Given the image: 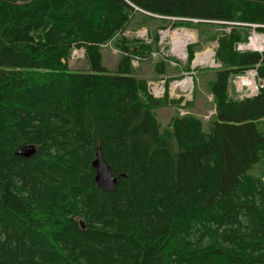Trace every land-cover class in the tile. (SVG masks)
I'll return each mask as SVG.
<instances>
[{
	"label": "trees",
	"instance_id": "1",
	"mask_svg": "<svg viewBox=\"0 0 264 264\" xmlns=\"http://www.w3.org/2000/svg\"><path fill=\"white\" fill-rule=\"evenodd\" d=\"M137 19L216 42L207 130L191 113L161 126L154 110L180 100L134 74L129 54L159 39L116 36ZM241 23L264 25V0H0V264H264V180L250 172L264 160V85L228 92L249 68L264 78V52L236 49ZM114 37L127 55L108 71ZM73 47L86 68L62 61ZM24 144L32 156L16 153ZM96 149L113 190L96 185Z\"/></svg>",
	"mask_w": 264,
	"mask_h": 264
},
{
	"label": "rangeland",
	"instance_id": "2",
	"mask_svg": "<svg viewBox=\"0 0 264 264\" xmlns=\"http://www.w3.org/2000/svg\"><path fill=\"white\" fill-rule=\"evenodd\" d=\"M138 24H139L138 19L135 22L133 20L130 23V25L127 27V30H134L135 31L137 29H146L147 39L145 42H147V43L151 42V38L154 35L153 32L155 30H157L158 33H160V31L162 30L161 33L165 31V33H168L171 35V34H173V31H175L174 29H178V28L172 27L170 22L162 23V22H158V21H148L147 25H142V27L141 26L138 27ZM159 25H164V26L161 27ZM227 29L228 28H225V29H221L220 27L217 28L218 31H223V30H227ZM188 31L192 33L193 38L190 40L188 38L187 41H191V40H194L196 38L193 42H191V43H194V42L196 43V44H194V47L196 50L203 51L206 47L209 46L210 43L215 42V41L209 42V41H206L205 39H199L196 29H188ZM124 34L119 33V34H116V36L123 35L124 37H126L128 39H129V37L132 38L134 36V35L132 36L133 33L127 34L125 32ZM247 34H248V28H247ZM115 37L112 40H114ZM169 42H170V39H169V35H168V36H166L164 42H160L158 44L159 49H160V53H159L160 55H156L153 58L151 57V58H146V59L140 60L138 63V66H136L135 68L131 64L133 69H134V74H136L138 77L145 78L147 80V82L158 81V80H161L162 78H165L166 82L169 83L174 78H178L179 76L183 77L184 74L182 72L193 71V70L185 71V66L187 64V63H185L186 58L178 59L180 65H172V64H170L169 61L165 60L164 57H165V53H167V51L169 49ZM186 42H185V44H186ZM112 45H113L112 47H109V46L101 47V63L108 71H114L116 64H117L118 60L120 59V57L122 55H127L124 51L119 50L117 47H115L113 41H112ZM113 48H117L119 52H115L113 50ZM71 51H72V49H71ZM71 51L68 54V56L66 58H64V61L66 63H68L69 67H71L73 69L86 68L87 63H86L85 58L79 57L77 59H72L71 58ZM160 56L163 57V61L166 63V72L164 75H156L154 70H153L154 62L157 61L158 59H161V58H159ZM171 59H173V57H171ZM208 67L212 68L209 65H198V66L194 67L197 70L194 69L195 71H193L192 73L191 72L188 73L187 76H189L191 74L193 76V79H194V85H193L192 94H191L192 96H190V99L184 100V98H180L179 99L180 102L178 104L169 103L165 106L159 107V108L154 110L155 115H156V117H157V119L160 122L162 127H165L166 125H168L170 118L177 113L180 115H183L186 113H191V114H194V115L200 117L203 120V128L205 130H207L208 121H209L211 115L214 113L212 96L209 93L207 81H208V79L214 78V76H215V70L204 69V68H208ZM238 76H240V75H237V76L231 78L230 86H229V90H228L229 94L235 98L240 97L234 91V83L236 82V79ZM183 81H185V80H183ZM183 84L187 85V83H183ZM179 87H182V86L179 85ZM190 87H191V82H190ZM244 92L247 94L249 93L248 89H245ZM187 101H192L191 105L188 107H184V105ZM262 123L264 124V119L262 120ZM250 172H252L253 174H255L257 176H260L264 180V160L260 161L258 164L253 166V168L250 170Z\"/></svg>",
	"mask_w": 264,
	"mask_h": 264
},
{
	"label": "built area",
	"instance_id": "3",
	"mask_svg": "<svg viewBox=\"0 0 264 264\" xmlns=\"http://www.w3.org/2000/svg\"><path fill=\"white\" fill-rule=\"evenodd\" d=\"M243 25H246L248 28V34H247V39L244 42H239L236 44V49L243 51V50H252V51H257L259 53L264 52V31L260 30L259 27H264V25L261 24H256V23H241ZM178 29H174L175 31H173V34H168L160 31V33H158L159 35V39L157 42V50H154L150 53L149 56L147 57H143L140 55H136V54H130L131 56V64L133 66H137L140 60L146 59V58H153L156 55H160V49H159V43L160 42H164L166 36L169 35V49L167 51V53H165V60L169 61L170 64L172 65H180L178 59H184L186 58L187 61V45L192 44L191 42L193 41H187L185 44V57L184 58H180L179 56H177L176 54H174L172 52V47H173V35L178 34L179 36H182V39L186 38L189 34L187 33H191L188 31L189 28H185V27H175ZM127 33V34H132V38H136V39H140L143 41H146L147 39V31L146 29H137V30H127L125 29L122 33ZM125 35V34H124ZM130 38V37H129ZM196 39V38H195ZM112 39H110L109 41H107L104 44H101L102 47H112ZM189 43V44H188ZM195 43V42H194ZM216 42L214 43H210L208 47H206L203 51H196L194 53V58L197 56L198 53H202L205 50H210L211 51V63L210 62H205V63H200L197 64L198 65H209L211 67H219L220 63H218L217 61H215V48H216ZM113 50L115 52H119L117 48H113ZM85 54V50L83 47H73L72 51H71V58L72 59H77V58H83ZM171 57H173V59H171ZM163 60V57H159ZM62 61H64V59H62ZM185 61V63H186ZM194 60L191 61L190 64V69L193 70L195 69V65L193 64ZM191 73L193 71H190ZM190 72H182L184 74V76L180 79L174 78L173 80H171L168 84L167 87L165 85V79H161L158 81H149L147 82V86L150 87V89L148 90L150 94L153 95V97L155 98H161L163 97L165 94H167L169 99H179V98H184L185 99H190V96H192V89H193V76L190 74L189 76L192 78V87L190 90H188V94L187 91L185 94H180L178 92L172 91V83H175L177 81L182 80L184 77H186L188 75V73ZM264 85V78L263 77H259L257 75V71L256 68H249L247 69L242 75L238 76L236 79V82L234 83V91L236 92V94H238V96H240L239 98H242L244 96H250V95H254L257 93L258 89L260 87H262ZM174 88H176V86H174ZM245 89H248L249 93H245Z\"/></svg>",
	"mask_w": 264,
	"mask_h": 264
},
{
	"label": "water",
	"instance_id": "4",
	"mask_svg": "<svg viewBox=\"0 0 264 264\" xmlns=\"http://www.w3.org/2000/svg\"><path fill=\"white\" fill-rule=\"evenodd\" d=\"M150 87H148V90ZM36 151V147L33 144H24L19 147L17 154L22 157H30ZM92 167L95 170L94 179L96 185L102 190H113L116 183V177L113 175L110 166L104 160L102 153L99 149L95 151V157L92 160Z\"/></svg>",
	"mask_w": 264,
	"mask_h": 264
},
{
	"label": "bare ground",
	"instance_id": "5",
	"mask_svg": "<svg viewBox=\"0 0 264 264\" xmlns=\"http://www.w3.org/2000/svg\"><path fill=\"white\" fill-rule=\"evenodd\" d=\"M187 34H189V35L186 38H184V39H182V36H179L178 34L173 35L172 52L174 54H176L177 56H179L180 58H184L185 54H186L185 53V42L188 40V38H189V40L193 38L192 33H187ZM194 40H191V41H194ZM193 60H194L193 64L195 66L197 64L205 63V62H210L211 63L212 62L211 61V51L210 50H205L202 53H198L195 58L193 57L192 61ZM133 67L135 68L136 66H133ZM162 79H165V78H162ZM183 80H185V81H183ZM190 82H191V87H192V84H193L192 78L189 77V76H186L182 80L177 81L175 83H172V85H171L172 91L178 92L180 94H185L186 91H187V94H188V90L191 89ZM183 83H187V85L183 84ZM167 84L168 83L166 82V79H165V85H167ZM179 85H181L182 87H179ZM174 86H176V88H174ZM82 225H83V222H82Z\"/></svg>",
	"mask_w": 264,
	"mask_h": 264
},
{
	"label": "crops",
	"instance_id": "6",
	"mask_svg": "<svg viewBox=\"0 0 264 264\" xmlns=\"http://www.w3.org/2000/svg\"><path fill=\"white\" fill-rule=\"evenodd\" d=\"M102 47V46H101Z\"/></svg>",
	"mask_w": 264,
	"mask_h": 264
}]
</instances>
